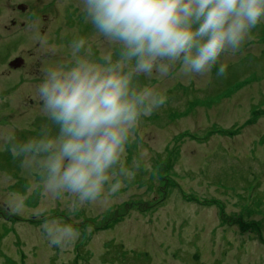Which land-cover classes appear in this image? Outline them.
Here are the masks:
<instances>
[{
    "label": "rangeland",
    "instance_id": "374dc122",
    "mask_svg": "<svg viewBox=\"0 0 264 264\" xmlns=\"http://www.w3.org/2000/svg\"><path fill=\"white\" fill-rule=\"evenodd\" d=\"M40 1L27 0L41 7L32 13L46 32L26 42L35 55L26 51L24 87L10 94L7 110L25 118L46 116L37 88L47 69L72 61L74 40H86L91 59L109 51L118 58L117 45L83 29L82 0ZM221 64L227 71L217 76ZM179 69L137 78L167 100L141 118L122 158L129 169L133 160L140 167L115 194L106 184L97 201L73 210L71 194L43 190L35 163L0 151V264H264V19L209 74ZM32 99L33 111L16 105ZM7 113L0 114V148L20 127ZM53 219L78 229L79 238L51 245L41 225Z\"/></svg>",
    "mask_w": 264,
    "mask_h": 264
},
{
    "label": "clouds",
    "instance_id": "9594fccd",
    "mask_svg": "<svg viewBox=\"0 0 264 264\" xmlns=\"http://www.w3.org/2000/svg\"><path fill=\"white\" fill-rule=\"evenodd\" d=\"M82 12L96 32L118 46L91 59L86 40L72 42V61L44 73L37 88L42 111L51 122L39 138L12 143L14 156L35 163L43 190L53 198L71 194L72 209L115 194L123 179H134L122 158L142 117L166 103L167 96L137 78L157 72L167 76L180 64L185 76H205L221 55L235 54L264 19V0H82ZM81 49L86 55L80 56ZM221 64L217 76H224ZM58 129L52 135V127ZM11 139V138H10ZM135 169V170H133ZM115 180V183L111 181ZM17 209L20 207L16 206ZM41 227L51 245L72 244L80 232L58 219Z\"/></svg>",
    "mask_w": 264,
    "mask_h": 264
},
{
    "label": "flooded vegetation",
    "instance_id": "af4514ba",
    "mask_svg": "<svg viewBox=\"0 0 264 264\" xmlns=\"http://www.w3.org/2000/svg\"><path fill=\"white\" fill-rule=\"evenodd\" d=\"M40 10L41 7H31L27 0H0V114L7 113V110L13 107L14 103L10 99L12 96L10 94L19 92L24 87L22 83L25 80L24 74L29 58L27 52L29 51L30 55H35V52L26 49V42L29 39L30 41L31 39L36 40V35L45 34L46 32V26H42V22L34 21L38 16L32 11L40 12ZM28 19L31 21H28ZM32 21L37 22V24L33 26ZM67 26L71 28L72 24ZM82 26L88 32L93 29L90 22L83 23ZM58 38L59 28L57 27L54 40L56 41ZM34 74H36V70ZM33 104L35 105L32 99L28 104L17 103L16 105L19 107L24 106L22 108L25 109L24 111L26 109L33 111ZM19 113L20 111L7 113V119H9L8 121L11 122L12 126L20 127L16 129L14 136L4 143V147L0 148V151L10 150L12 143H23L30 138H39L41 128L51 124L46 116L39 113H31L32 115L29 118H25L26 114L22 113L24 118L18 119L22 115H19ZM0 122H2L1 116ZM57 130L53 126L51 134L53 135V132H57Z\"/></svg>",
    "mask_w": 264,
    "mask_h": 264
}]
</instances>
